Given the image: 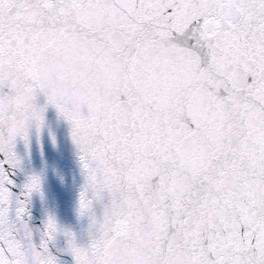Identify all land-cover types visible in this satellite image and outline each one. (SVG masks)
Returning a JSON list of instances; mask_svg holds the SVG:
<instances>
[{
	"label": "snow or ice",
	"instance_id": "1",
	"mask_svg": "<svg viewBox=\"0 0 264 264\" xmlns=\"http://www.w3.org/2000/svg\"><path fill=\"white\" fill-rule=\"evenodd\" d=\"M49 107L86 240L31 223ZM0 264H264V0H0Z\"/></svg>",
	"mask_w": 264,
	"mask_h": 264
},
{
	"label": "water",
	"instance_id": "2",
	"mask_svg": "<svg viewBox=\"0 0 264 264\" xmlns=\"http://www.w3.org/2000/svg\"><path fill=\"white\" fill-rule=\"evenodd\" d=\"M50 133L55 136V144ZM17 152L23 157L29 171L44 173L45 198L41 200L38 194L33 195L30 206L31 223L40 226L46 214L52 212L60 224L73 229L86 240L87 218L78 219L76 214L83 176L67 122L57 115L54 108L49 107L39 141L33 128L30 148L26 150L23 141L18 140ZM62 243L61 239L60 244ZM64 259L70 261V257L65 256Z\"/></svg>",
	"mask_w": 264,
	"mask_h": 264
}]
</instances>
